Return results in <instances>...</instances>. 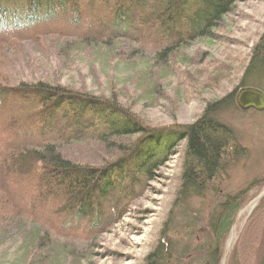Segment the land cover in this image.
Returning <instances> with one entry per match:
<instances>
[{
  "label": "trees",
  "instance_id": "obj_1",
  "mask_svg": "<svg viewBox=\"0 0 264 264\" xmlns=\"http://www.w3.org/2000/svg\"><path fill=\"white\" fill-rule=\"evenodd\" d=\"M238 1L0 0V35L4 34L0 47L42 37H67L75 31L77 42L92 46L105 38L134 35L171 55L184 43L209 38ZM0 49V202L6 205L8 223L25 219L52 236L65 238L76 232L62 231L64 226L79 223V228L90 229L83 240L95 237L101 233L97 230L101 222L113 224L120 219L142 191L147 175L183 142L171 209L141 264H171L173 252L181 263L183 255L194 256L192 250L204 252L203 256L197 253L202 264L220 263L237 214L264 188V181L234 193L212 186L218 185L229 166L247 156L234 131L218 119L220 110L234 104L235 91L207 102L191 123L150 127L104 97L42 81L5 84L1 66L7 64V57ZM263 76L264 30L237 87L263 91ZM122 138L133 139L117 148L111 145ZM88 141L110 150L99 165L68 155L66 147ZM210 191L213 205L202 221L201 210L193 209L190 202ZM175 208L184 212L182 223L172 218ZM180 231L185 242L178 254L173 239L166 235L177 236ZM194 231L204 244L195 247ZM236 231L224 264H247L248 259L251 264H264V196L239 218Z\"/></svg>",
  "mask_w": 264,
  "mask_h": 264
},
{
  "label": "rangeland",
  "instance_id": "obj_2",
  "mask_svg": "<svg viewBox=\"0 0 264 264\" xmlns=\"http://www.w3.org/2000/svg\"><path fill=\"white\" fill-rule=\"evenodd\" d=\"M263 30L264 0H239L209 38L184 43L171 55L134 35L115 40L105 38L103 43L92 46L77 42L74 31L67 37L49 36L1 46L7 57L1 74L7 85L42 81L113 100L150 127L188 124L199 117L207 102L216 101L232 91L236 94L251 49ZM104 41L109 44L104 45ZM260 85L264 93V76ZM218 119L234 131L239 144L246 148L247 156L229 166L218 185L212 186L234 193L264 181V112L240 110L234 102L220 110ZM133 138H122L111 145L117 148ZM66 148L70 157L93 165H99L110 151L107 147L103 150L95 141ZM183 149L184 143L179 142L166 160L147 175L142 191L120 219L113 224L104 220L97 226L101 233L88 240L83 237L90 229L79 228V223L64 226L62 231L76 232L68 238L52 236L25 219L17 218L8 223L6 205L0 202V210H3L0 211L3 215L0 218V264H141L155 245L171 209L179 183ZM213 197L210 191L203 198H193L190 202L193 209L201 210L202 221L213 205ZM249 203L234 220L232 236L230 230L219 264L223 257L224 264L237 238L238 220L250 208H246ZM182 212L175 208L173 220L182 223ZM196 231L193 234L195 247L205 243L196 239ZM178 233L166 236L173 239L180 254L185 239L181 231ZM230 236L232 240L224 255ZM192 251L194 256L192 253L186 258L183 255L181 263L173 252L169 255L170 263L202 264L204 252ZM247 264H251L249 259Z\"/></svg>",
  "mask_w": 264,
  "mask_h": 264
},
{
  "label": "water",
  "instance_id": "obj_3",
  "mask_svg": "<svg viewBox=\"0 0 264 264\" xmlns=\"http://www.w3.org/2000/svg\"><path fill=\"white\" fill-rule=\"evenodd\" d=\"M235 104L240 110H254L257 112H264V93L262 90L255 88V87H242L239 88L236 91L235 94ZM262 196H264V189L258 193L256 197H254L250 203L246 206V208L251 207L254 205L258 199H260ZM243 211V210H242ZM240 211L239 214L242 212ZM238 214V215H239ZM232 230L231 229V236H232ZM230 236L229 242L227 244L226 250L224 255L226 254L228 248H229V243L232 240V237ZM224 258V257H223ZM223 258L221 261V264H223Z\"/></svg>",
  "mask_w": 264,
  "mask_h": 264
}]
</instances>
